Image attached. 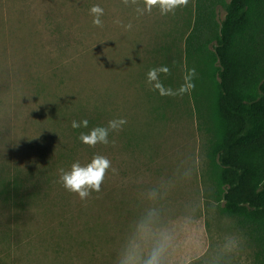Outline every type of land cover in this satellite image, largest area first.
I'll list each match as a JSON object with an SVG mask.
<instances>
[{"label": "rangeland", "instance_id": "374dc122", "mask_svg": "<svg viewBox=\"0 0 264 264\" xmlns=\"http://www.w3.org/2000/svg\"><path fill=\"white\" fill-rule=\"evenodd\" d=\"M196 6L137 18L122 0H0V264H120L133 247L142 264L162 236L163 264H261L256 227L225 213L211 166L208 60L187 53ZM160 66L173 90L195 68V88L154 91L147 73ZM120 118L109 144L80 141ZM96 154L111 168L81 200L60 170Z\"/></svg>", "mask_w": 264, "mask_h": 264}, {"label": "trees", "instance_id": "16d2710c", "mask_svg": "<svg viewBox=\"0 0 264 264\" xmlns=\"http://www.w3.org/2000/svg\"><path fill=\"white\" fill-rule=\"evenodd\" d=\"M225 16L216 22L217 7ZM187 53L206 57L209 158L224 211L256 227L264 264V0H197Z\"/></svg>", "mask_w": 264, "mask_h": 264}, {"label": "clouds", "instance_id": "9594fccd", "mask_svg": "<svg viewBox=\"0 0 264 264\" xmlns=\"http://www.w3.org/2000/svg\"><path fill=\"white\" fill-rule=\"evenodd\" d=\"M189 0H122L123 5L133 7L137 18L145 14H151L153 9H157L161 15L175 14L176 9L186 7ZM90 14L93 16V24L97 27H102L103 22L101 17L104 15V9L99 5H93L90 9ZM114 23L124 27L125 30H131L133 25L129 22L123 24L119 19ZM170 69L167 66H160L152 68L147 73V83L154 90L161 95L182 96L185 93H191L195 88L194 79L196 77L195 68L186 69L184 75V83L176 90L165 88L160 81V74L168 75ZM125 119L109 120L106 126H97L90 129L88 132H81L79 139L89 147H95L97 144H109V135L112 132H119L122 130ZM88 120L73 121L72 127L80 128L88 127ZM115 144V141H112ZM111 168L110 160L100 154L93 156L91 162L81 165L78 161L71 165L70 170H60V182L63 187L71 193L79 195L81 200L89 197L92 191L100 192L101 185L104 182L107 171ZM113 171H115L113 169ZM167 237L162 236L151 247L146 258L142 260V264H163L164 253L167 246ZM120 264H140L138 259V251L136 247L125 251L120 260Z\"/></svg>", "mask_w": 264, "mask_h": 264}]
</instances>
